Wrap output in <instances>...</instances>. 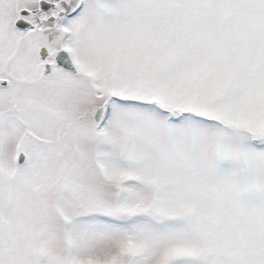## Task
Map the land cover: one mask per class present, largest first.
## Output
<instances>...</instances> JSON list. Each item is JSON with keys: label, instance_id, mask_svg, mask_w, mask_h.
<instances>
[{"label": "snow or ice", "instance_id": "obj_1", "mask_svg": "<svg viewBox=\"0 0 264 264\" xmlns=\"http://www.w3.org/2000/svg\"><path fill=\"white\" fill-rule=\"evenodd\" d=\"M0 264H264V0H0Z\"/></svg>", "mask_w": 264, "mask_h": 264}]
</instances>
